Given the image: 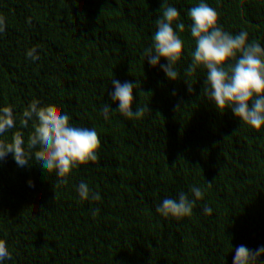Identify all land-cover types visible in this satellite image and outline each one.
Segmentation results:
<instances>
[{
  "label": "trees",
  "instance_id": "1",
  "mask_svg": "<svg viewBox=\"0 0 264 264\" xmlns=\"http://www.w3.org/2000/svg\"><path fill=\"white\" fill-rule=\"evenodd\" d=\"M200 2L218 12L224 31H246L248 43L264 47V0H167L184 42L171 81L144 55L162 0H0V107L16 118L0 140L21 131L27 148L32 121L22 128L20 117L34 99L100 139L98 160L72 169L66 184L34 159L24 167L11 153L0 161V239L11 253L2 264H233L238 246H264V126L218 112L202 91L205 68L186 75L195 48L188 11ZM33 47L36 61L26 56ZM114 78L141 85L132 110L145 108L142 118L103 117L105 103L118 109ZM81 181L99 201L79 197ZM193 186L203 196L190 216L156 212L180 192L195 199Z\"/></svg>",
  "mask_w": 264,
  "mask_h": 264
},
{
  "label": "clouds",
  "instance_id": "2",
  "mask_svg": "<svg viewBox=\"0 0 264 264\" xmlns=\"http://www.w3.org/2000/svg\"><path fill=\"white\" fill-rule=\"evenodd\" d=\"M160 12L155 22L152 46L145 49L144 55L151 66L159 65L169 80L177 81L179 73L175 65L181 60L184 47L183 40L173 28L174 22L179 20V11L176 7L168 6L167 0H162ZM188 17L195 48L186 75H192L199 67L205 68L207 76L202 91L209 101L214 102L217 111L230 110L242 123L256 130L261 129L264 126V47L255 40L248 43L246 31L236 35L224 31L218 23V12L207 3L192 6ZM28 22L31 23V20ZM176 27L180 32L185 31L183 23H177ZM5 31L6 20L0 15V34ZM26 56L32 61L38 60L37 48L28 49ZM162 58L167 61L166 64H160ZM111 84L115 90L110 98L119 102L118 109L113 111L105 103L101 108L103 117L108 119L110 113L118 112L127 118H142L145 108L137 105L135 111L132 110L134 89L141 85L129 81L122 84L115 78ZM143 94L151 96V93ZM15 119L11 106L0 107V135L16 127ZM29 121H32V131L28 135L27 148L23 133L15 131L11 142L0 140V161L10 153L19 167L30 165L34 159L49 175L55 172L59 184H66L72 169L98 160L100 139L97 131L75 126L59 106L41 105L39 100L34 99L22 112L21 127L27 128ZM29 183L31 185V181ZM206 183L209 186L212 184ZM190 191L195 199L180 192L178 199H163L156 212L163 217L178 219L190 216L196 200L203 196L199 187L193 186ZM77 192L82 200H100V195L91 193L83 181ZM91 211L93 216L99 214L98 208ZM211 212L212 209L205 206L204 213L211 215ZM261 256H264V246L250 250L240 245L235 249L233 264H258ZM6 259H11V253L7 242L0 239V264Z\"/></svg>",
  "mask_w": 264,
  "mask_h": 264
}]
</instances>
